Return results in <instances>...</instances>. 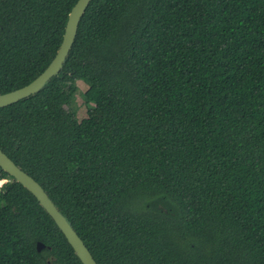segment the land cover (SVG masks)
Masks as SVG:
<instances>
[{
	"label": "trees",
	"instance_id": "1",
	"mask_svg": "<svg viewBox=\"0 0 264 264\" xmlns=\"http://www.w3.org/2000/svg\"><path fill=\"white\" fill-rule=\"evenodd\" d=\"M77 1L0 0V94L47 68ZM0 147L98 264H264V0H92L61 72L0 108ZM0 179V264H83Z\"/></svg>",
	"mask_w": 264,
	"mask_h": 264
},
{
	"label": "water",
	"instance_id": "2",
	"mask_svg": "<svg viewBox=\"0 0 264 264\" xmlns=\"http://www.w3.org/2000/svg\"><path fill=\"white\" fill-rule=\"evenodd\" d=\"M91 1L92 0H78L76 2L69 13L62 43L51 63L29 84L10 92L0 94V108L6 107L38 93L53 77L57 76L61 72L75 43L81 19ZM0 167L3 171L14 177L16 181L21 183L34 194L63 232L83 264H98L83 239L79 236L66 216L59 210L43 186L18 164H16V162L6 152H4L1 147ZM44 246L45 245L43 243L39 242L37 245L38 250H41Z\"/></svg>",
	"mask_w": 264,
	"mask_h": 264
},
{
	"label": "rangeland",
	"instance_id": "3",
	"mask_svg": "<svg viewBox=\"0 0 264 264\" xmlns=\"http://www.w3.org/2000/svg\"><path fill=\"white\" fill-rule=\"evenodd\" d=\"M79 87H80L81 92L85 91V90L88 88L87 84L83 83V81H82V82H79ZM79 95H80V94H79ZM77 101H78V104H79L80 107H81V108L79 109V111H78L79 118L81 119V118H83V117H87V116H88V113H87V106H85V105H81V103H83V99H82V97H81V96H78V97H77ZM89 114H90V113H89ZM91 114H92L96 119H101V118L103 117L102 114H101L99 111L95 110V109L91 111ZM4 182H6V179H5V180L0 179V186H1Z\"/></svg>",
	"mask_w": 264,
	"mask_h": 264
},
{
	"label": "built area",
	"instance_id": "4",
	"mask_svg": "<svg viewBox=\"0 0 264 264\" xmlns=\"http://www.w3.org/2000/svg\"><path fill=\"white\" fill-rule=\"evenodd\" d=\"M1 187V186H0Z\"/></svg>",
	"mask_w": 264,
	"mask_h": 264
}]
</instances>
